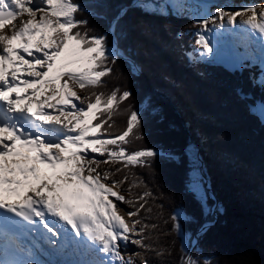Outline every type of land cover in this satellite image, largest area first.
I'll return each instance as SVG.
<instances>
[{
	"label": "snow or ice",
	"instance_id": "1",
	"mask_svg": "<svg viewBox=\"0 0 264 264\" xmlns=\"http://www.w3.org/2000/svg\"><path fill=\"white\" fill-rule=\"evenodd\" d=\"M79 10L75 0H0V239H12L8 224L19 218L33 231L46 230L49 245L56 246L57 238L64 237L65 245L70 241L120 264H135L133 255L121 254L120 242H129L130 233L138 234L140 238L131 242L151 250L145 235L148 225L139 216L145 203L134 204L114 191L103 181L115 173L97 168L122 158L126 166H147L157 152L144 149L129 153L124 147L130 142L126 138L140 123L136 111H131L125 130L109 133L105 139L100 136L103 126L107 125L105 131L114 126L113 117L130 92L120 94L117 89L107 94L89 91L80 95L74 90L99 88L104 83L102 78L113 70L108 64L115 63L105 36H90L80 30L87 21L76 19ZM127 11L120 10L112 22L113 31ZM25 12L29 19L19 26L13 24ZM247 13L251 15L240 23L264 37V5L233 12L219 9L221 27L225 20L233 25L237 17ZM208 24L207 19L200 21L204 29ZM6 25L9 32L3 31ZM195 43L201 54L213 52L204 32L197 33ZM255 82L264 87V70ZM105 115L106 119H98ZM90 153H106L108 159L97 160ZM126 180L125 176L112 183L120 185ZM188 188L201 201L205 213L210 212L205 182L197 166ZM109 197L131 206L127 211L134 218L131 228ZM137 200L142 201L143 196ZM175 227L179 230L180 223Z\"/></svg>",
	"mask_w": 264,
	"mask_h": 264
},
{
	"label": "trees",
	"instance_id": "2",
	"mask_svg": "<svg viewBox=\"0 0 264 264\" xmlns=\"http://www.w3.org/2000/svg\"><path fill=\"white\" fill-rule=\"evenodd\" d=\"M100 1L108 8H128L124 21H137L131 38L126 26L125 33H118L116 38L120 43L125 38L128 55L140 72H136L140 77H134L125 71V91L131 95L120 103L113 117L114 126L107 131V125L103 126L101 133L122 132L131 111H136L140 123L126 138L130 142L124 147L129 153L152 149L169 156L157 153L147 166H126L121 159L97 168L115 173L110 182L126 176L123 184L116 185L121 195L134 204L145 203L139 216L148 225L145 235L151 250L133 243L137 249L130 255L135 264H187L190 250L195 259L204 257L210 264H264V120L253 111L257 101L264 103V89L250 78L252 73L258 77L261 67L232 71L219 65L205 69L189 65L185 53L190 35L186 31L199 24L171 29L166 22L172 18L169 14L163 19L152 12L135 14L140 12L138 5L132 6L135 0ZM86 2V9L76 13L77 20L94 22L93 1ZM96 13L109 15L103 10ZM89 35L103 36L95 30ZM176 76L188 80L181 82ZM102 79L107 82L105 77ZM145 84L147 107L143 109L133 94ZM117 87L106 86L107 93ZM98 119H106V115ZM167 135L172 136L173 146L163 147ZM190 146L197 154L195 165ZM106 159L105 153L99 160ZM194 166L204 182L207 180L205 190L212 209L207 214L188 188ZM117 168L119 172H115ZM140 196L142 201L137 200ZM173 216L178 220L174 221ZM176 223L181 225L179 230ZM152 224L156 225L154 229ZM206 225L208 228H204ZM183 237H187V244Z\"/></svg>",
	"mask_w": 264,
	"mask_h": 264
},
{
	"label": "rangeland",
	"instance_id": "3",
	"mask_svg": "<svg viewBox=\"0 0 264 264\" xmlns=\"http://www.w3.org/2000/svg\"><path fill=\"white\" fill-rule=\"evenodd\" d=\"M82 1V9L86 7V0H80ZM93 1V12L96 14V10H103L106 12H109V15L106 17L97 15L95 16L96 20L94 22L87 21V24L85 26H82L80 29L82 31H87L90 33L92 30L97 31L98 33L102 34L107 38V43L110 52L114 53L115 63H109L108 66L111 67L113 70L110 75L106 76L107 82H104L101 88H103L100 92H104L107 94L106 86L108 85H117L118 87L115 90H119V93L122 94L125 91V71L129 72L130 75L134 77H140L136 72V65L133 62V59H131L128 55V49L127 45L125 48V38L121 40V43L119 42L118 33L123 35L125 33V26L127 27V33L130 35L131 38V31L132 26H134L136 22H129L128 20L124 21V16L119 20L118 24L115 26V31H113V20L117 17L120 10L114 9V8H108L105 7L100 0H92ZM261 6L264 5V1L257 2V0H146L141 2L139 4V11L135 12V14H146L148 12H152L155 14V16H158L159 18L163 19V16L166 14H170L172 18H169V21H166L170 24L171 29L175 27H190L194 25L197 21L202 20H209L211 21H218L221 22L218 17V10L224 9L226 12H233V11H239L243 9L246 6ZM185 14L182 18L179 17L178 14ZM251 15V13L244 14L241 17H237V22L233 25H240V27L234 32V35H239L240 32H247L251 35V40L255 43V50L259 49V51H262L264 49L263 40L260 39V36H258L256 33L252 32V30L240 23L241 19H247L248 16ZM29 18L28 14L26 13L25 19ZM39 18V14L37 16V19ZM82 20V19H81ZM21 22V21H20ZM226 27L232 26L227 24L226 20L224 22ZM20 23L18 24V26ZM221 27V29H224V27ZM106 31V32H105ZM180 37V36H179ZM219 34L214 35V40H219ZM171 43V42H170ZM115 44V48H113V45ZM124 48V49H123ZM261 57L262 60H264V53H256ZM228 66L233 67L238 66L240 67L242 64V58L241 55L233 57V63L231 62L230 57H228ZM251 64H256L259 68L262 67L264 64L257 62L256 60L251 59L250 57H246ZM177 71V70H176ZM120 77V79H118ZM181 77V82H185L188 79L183 76H176ZM148 85V82H146ZM168 88V87H166ZM105 89V90H104ZM82 91H92L90 90H82ZM133 96H137L139 99V102L142 105V108L147 107V100H146V84L142 89H137ZM160 97V94H159ZM119 111V110H118ZM256 111H258L260 114L264 116V106L258 105L256 107ZM125 122V119L123 120ZM100 136L102 139L109 138V135L100 133ZM163 139L166 140V142L163 143V147H170L173 146V143L171 142L172 136L167 135L164 136ZM139 146V145H138ZM157 153H160L162 155H165L169 157L167 154H164L163 152H160V150H154ZM190 154L192 157L193 162L196 161V152L194 147L190 148ZM102 156L101 154H99ZM97 171H99L97 169ZM205 187L207 184V180H205ZM111 185H113L110 182H107ZM114 186V185H113ZM112 187V186H111ZM114 191L118 192L120 195V191L117 188L112 187ZM114 203L117 204V211L118 214L121 215L126 223H128L129 227H132L131 217L128 216L126 208L123 207V204L120 202H117L114 200ZM205 215V214H204ZM206 216V215H205ZM208 228V227H204ZM130 240L139 239L137 234L130 233ZM186 241V244L188 243L187 237H183ZM195 240L193 241V243ZM133 245V246H132ZM128 246L131 247V250H128L125 248V252L132 254L133 251H135L137 248L135 245L131 242L128 243ZM124 249H122L123 251ZM193 250H190V252L187 255L186 262L188 264L189 261H192V264H201L199 261L205 263H208V259L204 257H200L199 259H195L193 256ZM192 254V255H191ZM199 254V253H198ZM53 258V257H51ZM54 264H69L71 261H74L68 253H62L59 254L58 257H56L54 260ZM51 264L53 262L51 261ZM118 264V263H117ZM214 264V263H213Z\"/></svg>",
	"mask_w": 264,
	"mask_h": 264
},
{
	"label": "bare ground",
	"instance_id": "4",
	"mask_svg": "<svg viewBox=\"0 0 264 264\" xmlns=\"http://www.w3.org/2000/svg\"><path fill=\"white\" fill-rule=\"evenodd\" d=\"M261 1H264V0H257V2H261ZM26 16V12L23 13L22 15L18 16L17 19L15 21H13V24L17 25L20 23V21H23V19L25 18ZM9 28L10 26L6 25L5 29L3 31L5 32H9ZM10 34V33H9ZM261 38V37H260ZM70 241L66 244L69 245ZM58 246H56V249L55 251H57L58 249ZM63 248H65V246H63L60 250H63ZM42 254V252H41ZM18 257V259H21L22 263H25V264H29V262H36V261H40V262H43V264H51V261L54 259V254H46V253H43L42 255H40L39 257H31L29 256L26 252H23L22 250L19 249V247L16 249V258ZM53 257V258H51Z\"/></svg>",
	"mask_w": 264,
	"mask_h": 264
},
{
	"label": "water",
	"instance_id": "5",
	"mask_svg": "<svg viewBox=\"0 0 264 264\" xmlns=\"http://www.w3.org/2000/svg\"><path fill=\"white\" fill-rule=\"evenodd\" d=\"M217 213V211L215 210V214ZM208 225H206L205 227H207Z\"/></svg>",
	"mask_w": 264,
	"mask_h": 264
}]
</instances>
